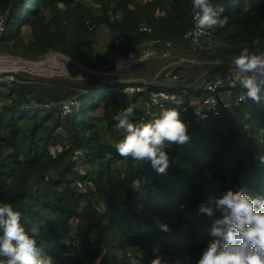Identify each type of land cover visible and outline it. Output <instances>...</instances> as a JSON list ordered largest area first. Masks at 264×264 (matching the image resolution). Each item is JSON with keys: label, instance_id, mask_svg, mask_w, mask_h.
Wrapping results in <instances>:
<instances>
[{"label": "trees", "instance_id": "trees-1", "mask_svg": "<svg viewBox=\"0 0 264 264\" xmlns=\"http://www.w3.org/2000/svg\"><path fill=\"white\" fill-rule=\"evenodd\" d=\"M92 1L95 7L83 0H0V45L29 60L57 51L100 71L115 69L116 56L140 50L156 38L185 42L211 60L233 59L244 46L264 51V0H211L213 6L224 7L221 18L227 16L229 22L212 33L220 44L208 49L184 38L191 26L192 0ZM142 23L152 31H141ZM102 25L110 28V40L99 50L96 31ZM117 32L125 36L119 46L113 42ZM257 37L260 49L252 45ZM201 68L193 66L199 74ZM193 69L184 70L180 83L183 78L192 81ZM11 74L13 80L9 73L0 74V203L19 210L26 228L33 223L40 227L41 256L52 257L54 264H129L108 250L136 247L145 252L142 264L154 259V248L166 264H196L215 239L210 233L220 218L217 198L228 190H243L264 199V88L259 103L244 101L221 117L200 119L180 111L190 139L167 149L170 165L161 174L148 160L118 155L114 145L123 135L115 130L113 117L133 106V122L158 118L161 106L148 109L146 102L150 91L162 84H36L21 73ZM69 99L77 104L63 115L61 105ZM111 131L117 142L107 141ZM77 150L83 154L74 158ZM118 160L126 162L121 172L115 166ZM143 178L145 188L136 192L134 185ZM77 181L90 183L92 190L80 191ZM91 194L111 211L102 204L103 210H97L87 201ZM201 205L213 208V216L200 212ZM66 237L71 245L64 243Z\"/></svg>", "mask_w": 264, "mask_h": 264}, {"label": "clouds", "instance_id": "clouds-1", "mask_svg": "<svg viewBox=\"0 0 264 264\" xmlns=\"http://www.w3.org/2000/svg\"><path fill=\"white\" fill-rule=\"evenodd\" d=\"M224 11L221 5L213 6L211 0H192L194 33L212 34L224 28L229 22L227 16L221 18ZM252 45L260 49L261 40L255 38ZM233 75L247 89L242 99L259 103L264 88V51H253L249 46L241 48L230 61L229 77L215 81L214 86L231 84ZM133 115L134 107L129 106L113 117L117 122L115 130L123 135L114 145L116 152L122 158L148 160L158 173H165L170 165L167 149L182 146L190 139L180 110L161 105L159 117L151 121L133 122ZM215 208L220 212L210 233L215 239L207 243L196 264H264V199L252 198L243 190H228L216 199ZM200 212L213 216L211 207L201 205ZM160 228L168 231L167 225L161 224ZM39 236L37 224L26 228L19 210L0 203V256L5 258L0 264H54L52 257L41 256ZM108 251L112 256L119 255V249ZM153 252L150 264H166L158 249L154 248ZM142 260L143 254L137 252L129 264H142Z\"/></svg>", "mask_w": 264, "mask_h": 264}, {"label": "rangeland", "instance_id": "rangeland-1", "mask_svg": "<svg viewBox=\"0 0 264 264\" xmlns=\"http://www.w3.org/2000/svg\"><path fill=\"white\" fill-rule=\"evenodd\" d=\"M83 1L90 6H96V1ZM136 1L142 2L143 0ZM1 32L2 30H0ZM96 38L97 42L95 46L97 49L103 50L107 47L110 40V30H108L106 25L97 28ZM145 46H148V44ZM166 52H168V56L164 55ZM181 58L191 59L195 62L184 61L179 63L178 61ZM194 65L202 67L200 74L196 69H193ZM225 67L224 62L220 60L206 59L201 54H195L190 48H187L185 42L174 44L170 50L163 47L156 48L152 56L140 63L105 71L85 66L57 51H51L38 60H29L13 54L7 48L0 45V74L9 73L7 76L9 77L12 72L21 73L23 78L36 84L46 83L48 80L70 81L75 84H82L86 81L106 83L122 80L165 84L170 82L167 73L180 70L184 74V70L193 69V72H191L193 73L192 81L186 82L187 79L184 80L183 78V83L179 81V84L191 85V87H194L193 90L198 92V84H203L209 78L221 73ZM201 74L202 76H200ZM106 138L108 142H117V133L111 131L107 134ZM115 166L121 172L126 168V162L125 160H118L115 162ZM92 199L98 201L100 205L102 204L105 210L111 211L106 202L98 198L97 195L91 194L87 201L90 202ZM102 205L101 207L103 208Z\"/></svg>", "mask_w": 264, "mask_h": 264}, {"label": "built area", "instance_id": "built-area-1", "mask_svg": "<svg viewBox=\"0 0 264 264\" xmlns=\"http://www.w3.org/2000/svg\"><path fill=\"white\" fill-rule=\"evenodd\" d=\"M147 0H143L142 2H146ZM131 8H134L135 5L131 3L129 5ZM164 12L158 11L157 15L163 14ZM89 27L93 28L94 25L92 21H88ZM194 21L193 14L191 15V26L184 34V38L188 39L190 43L201 49H208L220 44V41L213 38L212 34H196L193 31ZM0 30L3 31L2 22L0 24ZM108 30L110 28L108 27ZM141 31L151 32L152 28L146 24L142 23L140 25ZM125 41V36L121 32H117L116 36L113 38L114 45L119 46ZM148 44V46H145ZM158 44H162L164 48L167 50L172 49L174 45V41L172 40H161V39H153L149 43H145L140 50H132L128 54L118 55L115 59L116 68H124L133 64L140 63L146 60L148 57L152 56L155 53V46ZM168 56V52L164 54ZM228 60H220L224 62L225 69L213 77L206 80L202 86L200 92H195L191 85L179 84V80L181 79L182 73L180 70L174 71L172 73H167V77L169 79V83L162 84L163 87L155 88L150 91L149 100L146 102V106L148 109L152 105L161 106V105H174L181 112H193L198 118L205 119L210 116L221 117L226 112L232 110L236 106L240 105L244 101L251 99H242L244 93H246L247 89L243 88L235 78V75L232 76V83L229 84L227 82L214 86L215 81L217 80H226L229 77V69H230V61ZM195 62L191 59L181 58L178 62ZM197 61V60H196ZM201 62V61H199ZM8 79L13 80L14 75H10L7 77ZM134 84L143 83L147 84L146 81H131ZM211 86V87H210ZM163 94V95H162ZM3 101L0 99V106H2ZM77 104L76 99H69L64 101L61 105V110L63 115H67L72 111V107ZM83 154L81 150H77L74 158H78ZM147 181L145 178L137 181L134 185V190L136 192H142L145 188ZM77 187L80 191L89 192L92 190V186L90 183H85L83 181H77ZM90 203L99 211H102L103 208L96 200L92 199ZM64 243L66 245H71V240L66 237L64 239ZM137 252H141L143 254V259L145 256V252L143 249L136 248H128L124 251H120L119 255L123 257L127 263H129L130 259L136 255Z\"/></svg>", "mask_w": 264, "mask_h": 264}, {"label": "water", "instance_id": "water-1", "mask_svg": "<svg viewBox=\"0 0 264 264\" xmlns=\"http://www.w3.org/2000/svg\"><path fill=\"white\" fill-rule=\"evenodd\" d=\"M78 62V61H77Z\"/></svg>", "mask_w": 264, "mask_h": 264}]
</instances>
